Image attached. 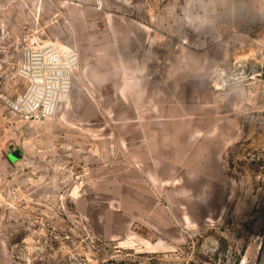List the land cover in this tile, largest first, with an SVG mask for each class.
I'll list each match as a JSON object with an SVG mask.
<instances>
[{"label": "rangeland", "instance_id": "374dc122", "mask_svg": "<svg viewBox=\"0 0 264 264\" xmlns=\"http://www.w3.org/2000/svg\"><path fill=\"white\" fill-rule=\"evenodd\" d=\"M0 25L80 56L55 116L0 105V264H264V0H0Z\"/></svg>", "mask_w": 264, "mask_h": 264}, {"label": "built area", "instance_id": "2783aa9c", "mask_svg": "<svg viewBox=\"0 0 264 264\" xmlns=\"http://www.w3.org/2000/svg\"><path fill=\"white\" fill-rule=\"evenodd\" d=\"M80 56L73 46L60 47L37 31L14 32L0 25V105L22 120L40 121L55 116L72 88ZM12 68L25 82L16 96L2 88ZM247 257L238 264H249Z\"/></svg>", "mask_w": 264, "mask_h": 264}, {"label": "water", "instance_id": "95a60500", "mask_svg": "<svg viewBox=\"0 0 264 264\" xmlns=\"http://www.w3.org/2000/svg\"><path fill=\"white\" fill-rule=\"evenodd\" d=\"M10 153L17 154V156H20V157L22 156V153H21V151L19 149L13 150Z\"/></svg>", "mask_w": 264, "mask_h": 264}, {"label": "crops", "instance_id": "0c3cea01", "mask_svg": "<svg viewBox=\"0 0 264 264\" xmlns=\"http://www.w3.org/2000/svg\"><path fill=\"white\" fill-rule=\"evenodd\" d=\"M13 150H16V149H13ZM13 150H12V151H13ZM19 150H20V149H19ZM20 151H21V150H20ZM10 152H11V151H10ZM21 153H22V151H21ZM9 155H10V153H9ZM9 155H8V157H9ZM21 157H22V156H21ZM21 157H20V158H21ZM262 259H263V261H264V252L262 253Z\"/></svg>", "mask_w": 264, "mask_h": 264}]
</instances>
